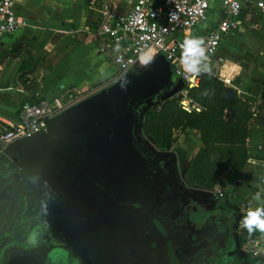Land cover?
Segmentation results:
<instances>
[{
    "label": "water",
    "instance_id": "obj_1",
    "mask_svg": "<svg viewBox=\"0 0 264 264\" xmlns=\"http://www.w3.org/2000/svg\"><path fill=\"white\" fill-rule=\"evenodd\" d=\"M141 67L135 65L47 119L44 130L3 150L0 255L11 250L31 253L26 245L33 244L40 230L62 246L72 241L73 249H84L92 264L101 248H116L104 241L117 238L133 240L129 252L134 263L143 251L148 264H170L166 238L153 222L159 221L155 207L164 188L173 187L174 181L164 176L162 182L157 176L158 163L137 134V110L155 99L175 98L182 82L172 80L159 54ZM233 96L228 88L223 90L224 101ZM232 113L228 107L225 117L231 119ZM254 192L234 184L228 191L229 209L240 214L254 210Z\"/></svg>",
    "mask_w": 264,
    "mask_h": 264
},
{
    "label": "crops",
    "instance_id": "obj_2",
    "mask_svg": "<svg viewBox=\"0 0 264 264\" xmlns=\"http://www.w3.org/2000/svg\"><path fill=\"white\" fill-rule=\"evenodd\" d=\"M134 1L113 0L114 10L127 12ZM249 1L255 0H241L245 13L240 18V26L221 42L210 62V70L225 88L250 104L253 112L246 133L247 159L242 171L224 173L219 177L220 186L215 187L231 192L239 180L238 184L245 190L256 189L253 197L256 211L264 210V108L261 107L264 104V18L248 13ZM14 9L18 27L13 33L0 35V122L14 124L20 105L32 100L34 92L47 100H63L68 94L87 96L117 79V70L111 65L103 44L83 30L86 26L94 28L97 23V6L90 0H14ZM217 13L218 1L215 0L209 6L205 20L190 30L188 36L199 29L196 39H201L214 25ZM255 33L257 38H242L244 34L254 36ZM227 37L236 40L226 45ZM240 48L245 49L247 60L249 55L252 57L248 69L251 74L242 80L233 78L231 72L240 57L236 56ZM146 54L150 55V52ZM18 76L23 81L32 80L36 88L23 87ZM247 77L258 81L250 83ZM184 146L182 154L189 155L186 169L200 148L197 136L184 142ZM241 245H245L242 238L234 246L230 263L239 264L236 255L237 246ZM261 263L264 264V259Z\"/></svg>",
    "mask_w": 264,
    "mask_h": 264
},
{
    "label": "built area",
    "instance_id": "obj_3",
    "mask_svg": "<svg viewBox=\"0 0 264 264\" xmlns=\"http://www.w3.org/2000/svg\"><path fill=\"white\" fill-rule=\"evenodd\" d=\"M90 1L97 6V23L94 28L86 26L83 30L103 44L111 65L117 70V78L140 65L142 54L150 52L152 57L159 54L167 62L172 80L182 82V89L175 95L177 107L186 113H199L201 107L188 98L187 92L197 87L201 74L214 76L208 71L210 62L224 38L239 28L241 0H217L218 18L201 38L204 55L189 56V62L199 61L195 65L199 75L188 72L181 63L182 45L191 39L190 30L205 20L215 0H135L124 13L114 10L113 0ZM248 13L264 18V0L249 1ZM18 25L14 0H0V35L13 33ZM87 96L68 94L63 100H47L34 92L33 100L20 105L14 124L0 122V154L12 142L44 130L47 119ZM225 192L226 189L214 187L212 196L221 198ZM243 229L239 223L237 231L243 235ZM244 241L251 258L264 259V233L249 235L246 231Z\"/></svg>",
    "mask_w": 264,
    "mask_h": 264
},
{
    "label": "flooded vegetation",
    "instance_id": "obj_4",
    "mask_svg": "<svg viewBox=\"0 0 264 264\" xmlns=\"http://www.w3.org/2000/svg\"><path fill=\"white\" fill-rule=\"evenodd\" d=\"M154 158L158 163L155 169L161 181L163 182L164 176L171 177L174 181L173 187L164 188L160 202L155 207L159 221L153 222L156 231L166 238L165 244L170 264H234L229 262V258L235 244L238 245V241L242 238V234L237 231L239 219L247 212L240 214L229 209L228 192H225L221 198L209 196L213 200L211 204L205 200V197L195 196L193 191L189 190L190 186L184 182L182 186L175 177V172L179 175L181 172L178 166L168 159ZM185 165L181 178L187 169ZM3 174L5 172L0 173V187L4 186ZM142 226L146 227L143 222L140 227ZM115 234L118 235V232ZM142 234L146 236L147 232L144 230ZM71 243L73 242H67L62 246L37 230L33 244L26 246L30 247L37 264H92L86 251L84 249L75 251ZM110 243H114L116 248L110 250L101 248L97 253L99 260L95 264H148L149 258L143 251L139 253L134 263L135 259L129 252V247L131 248L133 244L132 239L106 240L103 245ZM141 243L142 246L145 245V240H141ZM31 253L23 254L11 250L9 253L0 255L2 260L0 264H6L12 258H23L20 255Z\"/></svg>",
    "mask_w": 264,
    "mask_h": 264
},
{
    "label": "trees",
    "instance_id": "obj_5",
    "mask_svg": "<svg viewBox=\"0 0 264 264\" xmlns=\"http://www.w3.org/2000/svg\"><path fill=\"white\" fill-rule=\"evenodd\" d=\"M241 8L240 18L244 16ZM18 80L23 87L35 89L36 83ZM225 87L214 76L201 74L196 88L187 92L188 98L201 107L199 113H186L177 107L176 99L159 102L142 112L140 128L153 147L167 151L174 142V133L194 131L200 148L191 158L182 180L190 187L211 190L226 172H241L247 159L246 133L252 117V106L234 94L230 102L222 99ZM34 97H32V100ZM232 110L231 119L225 117ZM264 108V104L261 106ZM264 135V134H263ZM247 229H243L242 240ZM259 235V231L253 232Z\"/></svg>",
    "mask_w": 264,
    "mask_h": 264
},
{
    "label": "rangeland",
    "instance_id": "obj_6",
    "mask_svg": "<svg viewBox=\"0 0 264 264\" xmlns=\"http://www.w3.org/2000/svg\"><path fill=\"white\" fill-rule=\"evenodd\" d=\"M207 16H205L206 18ZM208 22V19L205 21V23ZM198 25H196L195 27H193L191 30H194L195 28H197ZM200 31L199 29L195 30V32H193L190 36L191 39H196L197 36L199 35ZM253 38L256 37L257 38V34L255 33V35H242L243 39L246 38ZM235 37H227L226 39V45H230L232 44L236 39H234ZM245 54H247L245 52L244 48H240V51L238 52V55L236 56H240L239 59L237 61H235L234 65L236 66L234 68V70L232 69V75L234 76L233 78H239L240 80L243 79L244 76H247V74H251L248 73V69L250 68V63H251V55H249V60L246 59ZM144 66V65H143ZM142 66V67H143ZM141 67V68H142ZM243 67H247V70H242L241 68ZM214 72V71H213ZM248 82L252 83L254 81H258L255 79H250L249 77H247ZM175 97V96H174ZM175 99V98H174ZM258 103V101H257ZM158 102L155 100H153L149 105H143L141 106L138 110H137V134L141 136L143 142H144V147L147 150V152L149 154H151L152 156L156 157V158H165L168 159V161L172 162L173 164H175V166H178L179 170L182 172L184 165L187 163V159L188 156H185L184 154H182L183 150L185 149L184 146V142L186 143L187 141H189V139H191L192 137H194L195 135L197 136V133L194 131H186L183 133H178L175 132L174 133V142L172 144V146L170 147L169 150L167 151H160L157 148L153 147L152 144L150 143V141L147 139V137L145 136V134L141 131L140 128V116L142 114V112L146 109H149L153 106H157ZM181 172L180 175L178 172H175V177L177 178V180L180 182V184L183 186V181L181 178ZM191 191H193V194L195 196H199V197H205V200L208 201L210 204L212 203V199L209 196H212L213 193V189L211 190H201L198 189L196 187H190ZM237 248L239 249L237 255H236V260L239 264H262L261 263V259H250L249 255L246 251V246L245 245H241V246H237ZM23 258H12L10 261H8L6 264H37L35 256L31 253V254H27V255H20ZM227 262V261H226Z\"/></svg>",
    "mask_w": 264,
    "mask_h": 264
},
{
    "label": "clouds",
    "instance_id": "obj_7",
    "mask_svg": "<svg viewBox=\"0 0 264 264\" xmlns=\"http://www.w3.org/2000/svg\"><path fill=\"white\" fill-rule=\"evenodd\" d=\"M203 43V39H186L182 45L183 52L181 63L185 66V69L193 75H199V72L195 67L199 61L193 59L189 62V56H203L205 48L200 47V45ZM151 59L152 56L146 53L140 56V62L142 65H147ZM205 59L207 60L208 58L205 57ZM208 71H210L209 68ZM240 227L247 229L249 235L255 231L264 233V210H249L240 221Z\"/></svg>",
    "mask_w": 264,
    "mask_h": 264
}]
</instances>
